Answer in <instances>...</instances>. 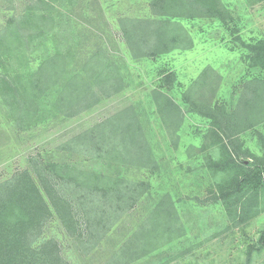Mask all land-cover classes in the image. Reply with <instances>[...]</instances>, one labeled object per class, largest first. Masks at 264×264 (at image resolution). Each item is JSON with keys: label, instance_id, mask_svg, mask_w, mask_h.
<instances>
[{"label": "rangeland", "instance_id": "obj_1", "mask_svg": "<svg viewBox=\"0 0 264 264\" xmlns=\"http://www.w3.org/2000/svg\"><path fill=\"white\" fill-rule=\"evenodd\" d=\"M32 1L0 0V29ZM54 1L53 6L59 10L56 18L65 23L60 33L46 43L49 51L59 48L80 58L102 47L119 66H125L122 73L128 84L119 94L73 119L46 121L25 132L17 130L0 99V179L18 170L33 171L34 163L40 167L55 163L87 174L123 175L146 183L147 191L135 210L122 217L87 255L79 251L78 242L68 236L56 217L46 225L44 236L59 242L63 256L71 264H264V248L251 255L247 252L264 230V188L224 200L219 190L226 187L230 176L227 171L210 168V160L226 159L228 154L245 166L264 164V114L239 116L240 121L248 119L252 126L244 123L246 128L242 126L236 135L219 132L217 139L210 133V122L192 112L182 97L210 70L217 82L206 97L213 92L212 104L234 110L243 88L260 76L259 70L245 59L247 50L234 39L240 38L246 44L264 39V0H219L232 16L228 25L217 19H180L192 45L154 59L139 58L129 48L122 25L125 18L152 19V0ZM40 50L43 47L30 57L31 66L36 65L34 59ZM19 65L14 60V68ZM169 74L171 78L163 81ZM154 89L163 91L180 108L174 132L167 129L157 111ZM129 107L137 111L154 149L157 171L133 167L121 170L116 164L61 148L73 137ZM217 140L220 142L215 143ZM149 217L150 224L164 235L160 232L162 236L147 253L143 249L144 254L131 258L119 254L130 234Z\"/></svg>", "mask_w": 264, "mask_h": 264}, {"label": "trees", "instance_id": "obj_2", "mask_svg": "<svg viewBox=\"0 0 264 264\" xmlns=\"http://www.w3.org/2000/svg\"><path fill=\"white\" fill-rule=\"evenodd\" d=\"M55 2L33 0L21 14L9 17L0 29V99L19 132L46 121L73 119L119 94L128 84L122 73L124 65L119 66L102 47L93 53L85 52L80 58L59 48L49 51L46 43L65 23L56 18L59 10L53 6ZM150 7L152 19L122 20L123 38L139 58L154 59L175 49L189 48L192 41L180 19H217L227 25L232 22V16L219 0H152ZM234 40L247 50L245 59L250 66L260 72L254 82L243 88L234 110L212 104L213 92L206 97L217 82L210 70L182 96L192 112L210 122V133L217 139L219 132L224 136L236 135L242 126L246 128L249 120L242 122L239 116L264 114V39L247 44L240 38ZM41 47L43 50L34 59L36 65L31 66L30 57ZM14 60L20 62L17 68L13 66ZM171 76L163 77V81ZM152 93L165 126L176 131L179 106L159 89ZM140 122L137 111L129 107L73 137L61 148L116 164L121 170L133 167L157 171L156 154ZM174 134L178 137L177 132ZM32 165L33 171L18 170L0 179V264H71L63 256L59 242L44 236L53 217L78 242L79 251L87 255L122 217L135 210L147 191L146 183L128 180L123 175L87 174L55 163L47 167ZM210 168L227 171L230 176L226 187L219 190L224 200L264 188L263 163L245 166L228 154L226 159L210 160ZM150 220L151 217L130 234L119 254L131 258L155 246L163 231L150 224ZM263 248L264 230L257 244L248 247V255Z\"/></svg>", "mask_w": 264, "mask_h": 264}]
</instances>
